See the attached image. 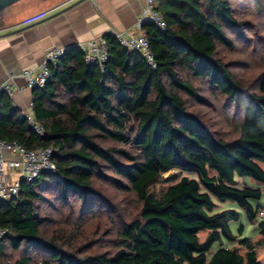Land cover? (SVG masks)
Here are the masks:
<instances>
[{"label": "trees", "instance_id": "trees-1", "mask_svg": "<svg viewBox=\"0 0 264 264\" xmlns=\"http://www.w3.org/2000/svg\"><path fill=\"white\" fill-rule=\"evenodd\" d=\"M242 1L259 10V0H156L164 28L142 26L154 67L110 34L103 35V70L85 62L79 46L68 47L43 87L31 89L30 112L43 135L1 94L0 140L28 150L53 148L58 177L21 180L16 197L0 200V264L7 246L22 250L11 264H260L256 245L246 238L240 241L244 253L220 246L208 256L214 243L235 241L229 223L238 212L218 205L233 202L253 223L259 206L251 201L262 190L239 180L264 184V71L253 91L216 57L219 46H233L229 35L242 40L234 10ZM192 79L240 112L233 138L217 137L188 108V99L203 104ZM98 181L140 203L138 216L120 223L114 249L82 255L62 248L54 236L45 239L49 218L37 205L46 201L45 188L55 186L64 204L68 196L85 202ZM160 182L167 186L151 189ZM258 227L264 239V222ZM200 232H207L202 241Z\"/></svg>", "mask_w": 264, "mask_h": 264}, {"label": "rangeland", "instance_id": "rangeland-1", "mask_svg": "<svg viewBox=\"0 0 264 264\" xmlns=\"http://www.w3.org/2000/svg\"><path fill=\"white\" fill-rule=\"evenodd\" d=\"M15 4L0 12V27L10 19L7 17L3 22V18ZM234 10L237 20L242 24V40L229 35L233 46L231 48L219 46L216 57L229 66L243 87L255 91L257 78L264 71V0H259V10L247 1L234 5ZM192 83L197 87L203 104L188 99V108L217 137L233 138L236 135L234 127L241 120L240 112L223 96L210 89L203 80L192 79ZM260 166L264 169V162L260 163ZM167 175L168 173L163 177ZM181 176L196 179L194 174L182 173ZM244 182L253 187L259 186L262 190L261 198L258 201H251L253 206H259L256 220L253 223L248 222L243 210L238 209L233 202L220 203L217 210L234 208L238 212V220L229 223L231 232L235 235V241L223 240L214 243L208 256L220 246L234 247L240 253H244L245 248L241 246L240 241L246 238L250 244L256 245L257 260L260 264H264V239L258 227L261 222H264V184L240 179L239 185ZM166 186L165 183L160 182L151 189L158 192ZM45 190H49L44 193L46 201L42 200L37 203L38 213L49 218L47 224L42 228V235L45 239L54 236L55 243L77 254L111 252L116 245L120 223L136 218L140 211V203L133 194L116 191L106 181L96 182L93 193L85 202L68 196V201L64 204L59 199L55 186L45 188ZM206 234L207 232L199 233L201 241ZM20 251L22 250L20 249ZM20 251H13L7 246L3 263L14 262L20 255ZM32 255L35 256V252H32Z\"/></svg>", "mask_w": 264, "mask_h": 264}, {"label": "crops", "instance_id": "crops-1", "mask_svg": "<svg viewBox=\"0 0 264 264\" xmlns=\"http://www.w3.org/2000/svg\"><path fill=\"white\" fill-rule=\"evenodd\" d=\"M21 0L0 27V83L10 77L13 109L30 112L31 89L20 74L34 70L53 46H81L109 32H134L141 0ZM15 180L14 172H4Z\"/></svg>", "mask_w": 264, "mask_h": 264}, {"label": "built area", "instance_id": "built-area-1", "mask_svg": "<svg viewBox=\"0 0 264 264\" xmlns=\"http://www.w3.org/2000/svg\"><path fill=\"white\" fill-rule=\"evenodd\" d=\"M146 22L155 24L163 29L165 24L161 13L156 9V0H141V9L135 22L134 32L116 33L113 35L118 43L128 51L139 52L147 64L154 67L153 55L149 48L146 33L142 26ZM84 61L97 64L102 70L107 61V48L103 36L88 40L79 46ZM66 47H51L43 55L41 63L34 70H24L20 76L24 78L26 88H41L49 76L50 67H55L65 55ZM11 78V77H10ZM9 78V79H10ZM7 79L0 83V96H11L13 90L11 82ZM29 125L38 135H43L41 126L34 122L31 112L25 115ZM54 149L51 147H39L28 150L15 141L0 140V200L7 201L16 197L20 190V181L32 182L40 174L45 173L58 177L55 165L51 161ZM4 172H14L18 177L13 180L6 178ZM5 231H0V239Z\"/></svg>", "mask_w": 264, "mask_h": 264}, {"label": "water", "instance_id": "water-1", "mask_svg": "<svg viewBox=\"0 0 264 264\" xmlns=\"http://www.w3.org/2000/svg\"><path fill=\"white\" fill-rule=\"evenodd\" d=\"M21 0H0V12L8 7H10L11 5L19 2ZM80 0H76L74 3L75 4L77 2H79Z\"/></svg>", "mask_w": 264, "mask_h": 264}]
</instances>
